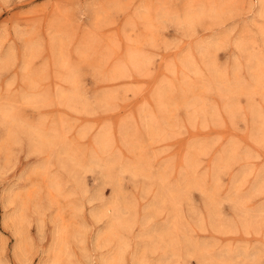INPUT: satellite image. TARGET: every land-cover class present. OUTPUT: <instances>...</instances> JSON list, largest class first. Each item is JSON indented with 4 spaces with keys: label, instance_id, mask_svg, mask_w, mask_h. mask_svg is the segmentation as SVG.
Returning <instances> with one entry per match:
<instances>
[{
    "label": "rangeland",
    "instance_id": "1",
    "mask_svg": "<svg viewBox=\"0 0 264 264\" xmlns=\"http://www.w3.org/2000/svg\"><path fill=\"white\" fill-rule=\"evenodd\" d=\"M0 264H264V0H0Z\"/></svg>",
    "mask_w": 264,
    "mask_h": 264
},
{
    "label": "bare ground",
    "instance_id": "2",
    "mask_svg": "<svg viewBox=\"0 0 264 264\" xmlns=\"http://www.w3.org/2000/svg\"><path fill=\"white\" fill-rule=\"evenodd\" d=\"M112 209V208H111ZM114 211V210H113ZM118 212V211H117ZM116 220H118V219H116ZM112 221H113V219H112ZM115 221V220H114ZM118 223H119V221H118Z\"/></svg>",
    "mask_w": 264,
    "mask_h": 264
}]
</instances>
